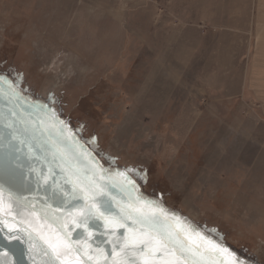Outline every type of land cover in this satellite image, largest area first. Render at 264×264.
I'll return each mask as SVG.
<instances>
[{
  "label": "rangeland",
  "instance_id": "1",
  "mask_svg": "<svg viewBox=\"0 0 264 264\" xmlns=\"http://www.w3.org/2000/svg\"><path fill=\"white\" fill-rule=\"evenodd\" d=\"M264 0H0V66L54 94L147 189L264 262Z\"/></svg>",
  "mask_w": 264,
  "mask_h": 264
},
{
  "label": "snow or ice",
  "instance_id": "2",
  "mask_svg": "<svg viewBox=\"0 0 264 264\" xmlns=\"http://www.w3.org/2000/svg\"><path fill=\"white\" fill-rule=\"evenodd\" d=\"M21 78L0 75V98L13 103L7 116L0 112V264H36L37 248L45 264H216L222 254L235 259L219 264H245L223 233L139 192L147 169L104 168L86 126L64 119L54 95L31 98ZM117 186L126 204L112 191ZM76 229L95 247L70 239ZM73 252L77 258L66 259Z\"/></svg>",
  "mask_w": 264,
  "mask_h": 264
},
{
  "label": "water",
  "instance_id": "3",
  "mask_svg": "<svg viewBox=\"0 0 264 264\" xmlns=\"http://www.w3.org/2000/svg\"><path fill=\"white\" fill-rule=\"evenodd\" d=\"M17 74L18 73L11 72L9 69H4L0 66V75H6L9 79L16 80ZM18 83L20 86H22L23 88H25L27 90V94L31 98L38 99L40 101H47V98L50 95V94L46 95L43 93L35 92L34 90H32L30 87H28L24 83L22 78L18 81ZM52 95H54V94H52ZM55 98H57L59 100V103L53 104V107L56 108L58 111H62L63 118L66 120H70L71 125L73 127L80 125L81 123L79 124L76 120H74L71 116H69L66 113V108H65L64 104L62 103V100L57 96H55ZM12 106H13V103H10L7 101V96L0 98V112L4 113L5 116H7V114H8L9 107H12ZM83 135L85 137H89V136H87L85 131L83 132ZM99 151H100V156H97L96 158L99 160L100 164L104 166V168H111V169L115 170L117 168L123 169L124 167H132V166H126L124 164L119 163L115 157H113L112 155L102 151L100 148H99ZM109 158H112V162H110ZM56 179L59 181L60 184L64 183L63 177H57ZM106 180H107V177H106ZM137 183H139V182H137ZM146 186H147V184L139 188V192H142L146 198L163 200L165 202L164 206L166 208L178 212L181 216L186 217L193 224L199 225L203 229H207V228L216 229L214 227H211V226H208L206 224L199 222L198 220L194 219L192 216L188 215L187 213H185L181 209L171 206L162 194L150 191L149 189H147ZM112 191L116 195L118 201H120L122 204L127 203V194L121 192L119 189V186H117V188L113 189ZM132 195L135 198L137 196V193L133 192ZM141 203L143 204V200L141 201ZM37 207H39V205H37ZM33 220H35V218H33ZM121 231H123V230H121ZM82 232H83V239H81V236H80V233H82ZM70 239H72L73 241L80 240L81 243L87 242V243L92 244L93 248L95 247V241L89 240L87 232H84L83 229H76L74 232H72V236L70 237ZM225 239H226V237H225ZM226 243L229 246H231L232 249H234L236 251L237 256L241 260L245 261V264H248L249 261H251L252 264H264V262H262L256 254L249 252L248 250H246L244 248H240V247L236 246L235 244L231 243L227 239H226ZM75 246H77V245H74V247ZM77 255L78 254H76L74 252L70 253L69 256L66 257V259H73L74 260L77 258ZM80 255L82 256V254H80ZM82 258H84V257H82ZM26 259H27V257H26ZM215 259H216V264H219L220 259L232 260V259H235V257H231V256H227L226 254H222L220 257L215 258ZM46 261H47V257H45L40 252V249L37 248L36 249V264H45Z\"/></svg>",
  "mask_w": 264,
  "mask_h": 264
},
{
  "label": "crops",
  "instance_id": "4",
  "mask_svg": "<svg viewBox=\"0 0 264 264\" xmlns=\"http://www.w3.org/2000/svg\"><path fill=\"white\" fill-rule=\"evenodd\" d=\"M256 43L246 87L253 94L260 112L264 115V25L256 27Z\"/></svg>",
  "mask_w": 264,
  "mask_h": 264
}]
</instances>
